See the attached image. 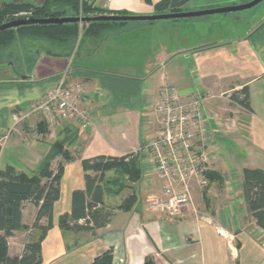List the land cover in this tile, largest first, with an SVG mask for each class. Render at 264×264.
Masks as SVG:
<instances>
[{
	"label": "crops",
	"instance_id": "0c3cea01",
	"mask_svg": "<svg viewBox=\"0 0 264 264\" xmlns=\"http://www.w3.org/2000/svg\"><path fill=\"white\" fill-rule=\"evenodd\" d=\"M208 1L190 0L178 9L193 12L236 5L235 0H221L216 6L205 4ZM93 3V7L103 15L159 13L142 0H93ZM204 18L176 20L189 22L188 31L183 33L184 45L181 48L175 47L172 31L163 32L160 38L134 35L153 30L159 22L131 24L134 27L109 32L103 38L93 36L86 39L83 57L71 68L70 77L71 81L82 83L85 87L87 97L83 107L90 110L93 126L82 130L77 121L57 124L51 134L36 139L34 145L44 147L45 152L39 158L30 153L34 147H22L17 137L12 146L19 159L7 157L1 149V171L13 168L28 175L36 169L41 170L43 156L51 149L52 141H65V151L72 157L67 162L58 156L51 164V171L56 172L62 164L64 172L61 198L54 206L52 228L42 243L41 264H89L109 249L119 255L117 264H145L147 258H153L156 264H264V230L257 226L255 220L252 224L258 230L256 233L249 232L240 223V219L253 218L248 211L245 194L238 201L239 205H246V209L240 206L239 216L229 206L235 203L230 182H224L225 191L222 189L224 186H220L224 185L223 182H214L206 192L195 193L196 213L189 208L175 220H169L147 209L146 201L151 189L143 185L136 204L123 210L121 194L113 191L120 183L108 180L115 171L111 170L105 174L102 183L104 200L98 207L103 214L111 215L109 220L106 218L105 225L111 232L107 238L113 236L115 241L102 237L97 229L96 235L77 234V241L72 246L60 226V217L71 213L73 194L86 192L82 162L98 156L122 157L136 152L142 141L150 138L151 131L146 130L147 120L152 105L159 99L160 90L167 84L174 86L183 99L205 96L206 93L224 94L229 98L231 92L248 88L249 109L223 99L207 102L212 115L217 117L216 123H210L214 133L211 151H217V159L211 169L227 174L238 158L243 169L234 171H264V20L254 28L249 25L241 32L235 28V22L243 18L241 16L233 19L218 16ZM205 20H208L207 23H204ZM156 48L159 52L155 51ZM55 54L60 57H38L26 74L14 72L11 68L10 79L0 83V99L4 97L8 104L21 106L19 108L23 109V113L29 112L32 105L51 91L61 72L73 60L67 54ZM154 54L159 57L154 60L155 64L144 66L145 70L152 71L157 66L163 68L161 71L170 68L167 74L159 71L153 81L118 74L120 68L135 69L141 59L148 60ZM7 119L0 123L5 124L7 120L10 124L9 117ZM0 126L3 129L4 126ZM11 137L12 134L7 141ZM199 198L204 199L205 207L200 206ZM21 211L22 224L30 229L16 231L8 239L10 257L21 256L24 246L40 236V231L32 228L37 207L31 202H24ZM48 224V218L40 222L44 227ZM247 247L249 249L246 250ZM250 249L251 252H247ZM115 259L114 256L113 264Z\"/></svg>",
	"mask_w": 264,
	"mask_h": 264
},
{
	"label": "trees",
	"instance_id": "16d2710c",
	"mask_svg": "<svg viewBox=\"0 0 264 264\" xmlns=\"http://www.w3.org/2000/svg\"><path fill=\"white\" fill-rule=\"evenodd\" d=\"M148 1V0H147ZM190 0H162L156 5V9L162 13L182 12L180 7ZM81 0H45L36 6L32 3L1 2L0 0V25L7 20L28 14L34 18H59L66 16H78ZM83 14L85 16L103 15L102 12L88 3H83ZM129 23H94L88 27L93 36L98 37L99 31L108 26L118 25L120 29ZM79 25H45L30 26L17 30L0 33V50L10 47L18 38H24L47 44L50 47L65 48L74 47L78 37ZM49 50L48 47H46ZM68 57L71 54L65 53ZM233 100L245 109L250 108L248 88L234 93ZM43 127L47 128L45 119ZM45 130L39 132L44 135ZM66 142L57 141L49 151L48 157L43 162L41 170L36 175L18 173L13 168L0 170V264H41L42 243L46 233L52 228V216L55 204L61 198V179L64 172L62 164L56 172L51 171V164L56 157L61 156L65 161L72 160L65 151ZM1 152V150H0ZM85 171L86 192H75L72 198L71 213L60 217V226L64 230L69 222L77 223L84 220L93 223L96 227H103L106 223L105 215L98 209L103 204L104 188L102 183L105 174L111 170L123 173L127 172L131 177L136 174V181L141 182L142 170L138 156L127 154L122 157L98 156L82 162ZM243 188L247 208L257 226L264 230V171L259 169H244L242 171ZM222 174L211 171L209 173V186L214 182H222ZM209 188V187H208ZM206 193H204V196ZM133 198L128 206L121 208L130 209L136 203ZM24 202H31L38 209L37 216L32 228L40 231L36 241L29 242L24 246L23 253L19 257H10L8 254V239L16 231H28L30 228L22 224L21 206ZM43 218L49 219L48 226L40 225ZM114 250L109 249L96 256L89 264H113ZM145 264H156L153 258H147Z\"/></svg>",
	"mask_w": 264,
	"mask_h": 264
},
{
	"label": "built area",
	"instance_id": "2783aa9c",
	"mask_svg": "<svg viewBox=\"0 0 264 264\" xmlns=\"http://www.w3.org/2000/svg\"><path fill=\"white\" fill-rule=\"evenodd\" d=\"M83 3L94 6L93 0H81L79 17L85 16ZM24 15L28 14L20 16ZM70 75L68 65L30 114L42 115L52 126L77 121L82 130H87L93 126L90 110L83 107L87 92L82 83L71 81ZM211 99H183L172 85H164L160 90L147 120L150 138L131 153L140 161L141 185L151 189L146 201L150 212L175 220L189 208L195 211V193L208 189L211 166L217 159V151H211L214 133L210 123L217 119L207 105Z\"/></svg>",
	"mask_w": 264,
	"mask_h": 264
},
{
	"label": "rangeland",
	"instance_id": "374dc122",
	"mask_svg": "<svg viewBox=\"0 0 264 264\" xmlns=\"http://www.w3.org/2000/svg\"><path fill=\"white\" fill-rule=\"evenodd\" d=\"M4 1H7L8 3L12 2V1L18 2V3L30 2L36 6H40L45 2V0H1V2H4ZM142 1L145 2L147 5L153 6V8H155L156 5L159 4L162 0L159 2L158 1L156 2V0H148V1L142 0ZM218 1H221V0H209L205 4H209L210 6H216L215 4H217ZM246 1H252V0H235L236 5H228V6L221 7V8L240 6V5H243V3H241V2H246ZM214 9H219V8H214ZM167 13H170V12H167ZM215 16L222 17V18L223 17H230V19H233L234 17H238V16L243 17L241 19L236 20L235 28H237V30H239L241 32H244V30L248 29L249 25H251L252 28H254L256 24H258L259 22H262L264 20V2L259 4L258 6H256L255 8H253L251 10L238 12V13H232V14L215 15ZM198 19H205V18L203 17V18H198ZM207 21L208 20H205L204 23H207ZM188 23L189 22H186V23L183 22L182 23L181 21L180 22L179 21H161L156 25V28H154L153 30H148L143 34H134V35H136V36L146 35V36H150L153 38H156V37L160 38L159 35H163V32L172 31L173 32L172 33L173 39L176 41L175 47L181 48L184 45L183 33L185 31L186 32L188 31ZM124 26L134 27L131 24H125ZM232 26H233V24H232ZM78 29H79L78 37L74 41L75 44H74L73 48L70 46H66L65 48H62V49L56 48V47H50L44 43L35 42L33 40L18 37L10 47H7V48L0 50V83L7 82L10 79L9 78L10 74H12V72L10 71L11 68L13 69L14 72H20V73L26 74L27 70L29 71L33 68V66H34L33 64L36 62L38 57H43V58L49 57L46 54V52H44V51L41 53L40 56L37 54L38 51L41 50V48H43V47H48L49 51L53 52V53L65 54L67 52V53L71 54V57L73 58V60H72L71 64L69 65V67H70V69L71 68L73 69L74 65H76V62H78V60L81 57H83L84 50H85L84 45H85L86 39L93 37V33H94V30H93L91 32V35H89V32L91 30L89 29L88 25H83V26L79 25ZM118 30H120V27L118 25H112V26H108L104 29H101L99 31L98 39L105 37L109 32H117ZM206 32H207V29H206ZM180 44H181V46H180ZM173 47H174V45H173ZM158 49L159 48H156L155 51L159 52ZM156 57H159V55L157 56L154 54V57H151L148 60H146L145 58L141 59L139 61L140 65L135 69L129 70V69H126L125 67H122V68H120V71H118V74H121L122 76L129 77V78L139 77L142 80H144L146 78L145 81H147L148 79L153 81L154 79H157L158 76H156V75H157V73H159V71L167 74L169 69H170V68H167V69H164L163 71H161L163 68H160L159 66H157V67H154L152 71H148V69L146 71L145 67L148 66V64L149 65L152 63L155 64V61L157 60ZM167 85H169V84H167ZM234 93H236V92H231V94H229V98H228V96H223L224 94L223 95H213V94L206 93L205 96L212 97V99H223L226 102L227 101H230V102L233 101L234 103H236V101L233 100ZM8 103L9 102L6 101V99L4 97H2L0 99V121L1 120L5 121V119H7V117H9V122H10V124H9L7 121L8 119H7L5 124H3V122L0 123V125H2L4 127L6 125H10L9 128L3 127V129H1L2 127L0 126V150L3 149L2 151L5 152V155H7V157H11V158L17 157L19 159L18 153H14L13 146H12L13 142H15V139L17 137V138H19L22 147H24L26 149H27V147H30V148L34 147V149L32 150L33 152H30V153L31 154L34 153L36 156H38L37 158H39L40 154L42 156L43 155L42 153H45L43 151L44 147H41V146L39 147V146L34 145L36 142V139H38L39 136L43 135V134H40L39 132H42V130L46 129V132H44V135L48 136L49 134H51L53 132L54 129H56L57 125L52 126V125L48 124L47 121L45 120L47 128L46 127L44 128L42 125V122L44 119L43 116L39 115V114H30L31 108L36 103L34 105H32L29 112H25V113H23V109L19 108L21 106L13 105L14 103H12V104H8ZM209 111L211 112L210 108H209ZM11 134H12V137L10 138V140L7 141V138ZM22 135H23V137H22ZM47 136H46V139H47ZM51 140H53V139H51ZM52 142H53V144L56 143V141L55 142L52 141ZM52 145H51V147H52ZM49 151H50V149H49ZM49 151H48V153H49ZM48 155L43 156L42 163L40 164L41 167H42L45 159L48 157ZM36 156H35V158H36ZM5 159H6V157L4 158V160ZM233 160H236V159H233ZM235 162H236L235 166H232L231 168L229 167V170H228L229 173H227V174L222 173V178H223L222 182L224 185H220V186L221 187L224 186V188H222V189H223V191H225V183L224 182H230L231 183L230 189H232L231 193H233V194H231V196H233L235 198V200H234L235 203L234 204L232 203L229 206L234 208V211H237V213L235 215L239 216V213L241 211L240 206H244L246 209V205L244 203L241 205H239V203H238L239 198L240 197L242 198V196H244L243 176H242V171H240V170L234 171V170H237L239 168L243 169V164L238 161V158ZM232 171H234V172H232ZM38 173H39V171H38V169H36V171H34V172H29V175H36ZM135 177H136V174L132 175V177H131L127 172L123 173L122 170L114 171L108 177L109 181H113V182L117 181L120 183V185L117 189L113 188V191H117V193L121 194V204H122L121 206H123V207L128 206L129 202L131 200H133V198H135L138 201V198H139L138 195H139L140 191H142L143 187H141L142 181L137 182ZM124 178H125V180L123 182H120ZM222 189H221V191H222ZM206 191L207 190H204L201 192H206ZM208 196L210 197V194ZM197 200L200 203V206H202V205H203L202 207L206 206V203L203 202L204 199L199 198ZM201 201L203 202L202 204H201ZM224 206H226V205L224 204ZM98 209H99V207H98ZM104 215L109 220L111 215L109 213H106ZM240 223H242L243 226L247 227L249 232H252V233L258 232L255 225L252 224V223H254V218L253 219L244 218L242 221L240 219ZM106 228H107L106 225L102 229H100L99 227H96L95 224H93V223H87L86 221H82L80 223L69 222L68 224L65 225L64 231H65L68 243L70 245L72 244V246H74L75 241H77L76 235L81 233V232L92 233L93 235H96L97 233L95 231L97 229H99L98 233L102 237L107 238L108 237L107 235L110 234L111 232L108 231L109 228L108 229H106ZM109 238L110 239H108V238L107 239L110 241H113V242L115 241V238L113 236L109 237ZM247 249H249V247H247L246 250ZM245 252L246 251L244 250V253ZM247 252H251V249L248 250ZM244 253H243V255H244ZM114 256H115V258H117V259H115V264H117L118 259H119L118 258L119 255L114 254Z\"/></svg>",
	"mask_w": 264,
	"mask_h": 264
},
{
	"label": "water",
	"instance_id": "95a60500",
	"mask_svg": "<svg viewBox=\"0 0 264 264\" xmlns=\"http://www.w3.org/2000/svg\"><path fill=\"white\" fill-rule=\"evenodd\" d=\"M264 0H252L240 6H232L219 9H208L193 12H178V13H162L153 15H96V16H66L59 18H34L30 15L18 16L7 20L4 24L0 25V33L10 30H17L30 26H45V25H89L94 23H129V24H154L161 21H176L201 17H209L215 15L232 14L251 10L263 3ZM46 52L49 57H60L53 52L47 50L46 47L38 51V55ZM36 54V55H37Z\"/></svg>",
	"mask_w": 264,
	"mask_h": 264
}]
</instances>
